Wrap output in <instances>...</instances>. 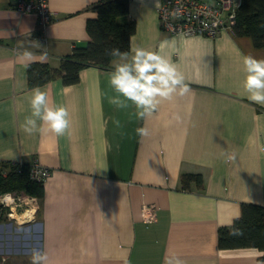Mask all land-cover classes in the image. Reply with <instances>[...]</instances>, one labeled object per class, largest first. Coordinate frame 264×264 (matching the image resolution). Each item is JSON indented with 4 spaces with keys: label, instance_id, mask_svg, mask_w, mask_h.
I'll use <instances>...</instances> for the list:
<instances>
[{
    "label": "crops",
    "instance_id": "0c3cea01",
    "mask_svg": "<svg viewBox=\"0 0 264 264\" xmlns=\"http://www.w3.org/2000/svg\"><path fill=\"white\" fill-rule=\"evenodd\" d=\"M14 1L0 0V162L37 159L50 174L40 198L24 193L34 199L19 208L15 231L13 221L0 220L3 264L34 250L47 254V264H165L172 254L186 264H264L256 247L217 246L218 228L239 217L242 202L264 205V106L243 88L244 57L264 60V48L227 28L214 37L169 34L157 12L163 0H129L124 18L134 19L135 31L127 60L89 64L74 84L54 78L29 87V63L47 53L44 62L57 67L87 42L99 0H48L53 18L44 27ZM137 47L169 58L190 89L145 116L130 101L123 108L109 102L117 96L110 74ZM37 88L50 106L67 108L65 135L22 130ZM187 173H200L201 185H183ZM145 203L156 208L155 220L142 219Z\"/></svg>",
    "mask_w": 264,
    "mask_h": 264
},
{
    "label": "trees",
    "instance_id": "16d2710c",
    "mask_svg": "<svg viewBox=\"0 0 264 264\" xmlns=\"http://www.w3.org/2000/svg\"><path fill=\"white\" fill-rule=\"evenodd\" d=\"M93 9L97 15L87 20V42L75 44L57 67L47 62L29 63V87L42 85L54 78H60L66 85L74 84L79 81L80 71L89 64L110 67L112 59L117 57L111 54L113 49H119L121 53L129 51L130 37L135 31L134 19L124 18L128 16L129 0H99ZM231 30L236 35L250 36L256 47L264 48V0H241L235 8ZM17 162H0V193L14 191L40 198L43 195L42 183L30 178L29 164L22 161L18 168ZM193 180L201 185V174L181 175L183 185ZM3 217L4 212H0V220ZM231 224L242 234H230L227 225L219 227V248L256 247L264 251V205L242 202L240 215Z\"/></svg>",
    "mask_w": 264,
    "mask_h": 264
},
{
    "label": "clouds",
    "instance_id": "9594fccd",
    "mask_svg": "<svg viewBox=\"0 0 264 264\" xmlns=\"http://www.w3.org/2000/svg\"><path fill=\"white\" fill-rule=\"evenodd\" d=\"M111 54L120 56L124 60L128 59V54L121 53L119 49H113ZM22 57L31 61L33 54L24 51ZM39 59L41 62L46 61L47 53H42ZM243 70L245 72L243 88L248 94V99L264 106V60L246 56L243 59ZM110 84L117 96L110 98L109 102L118 108H123L127 106L125 101H130L139 110L140 116L150 115L161 100H170L174 94L184 96L190 91L184 76L169 58L140 47L134 49L130 62L115 65L114 71L110 74ZM30 107L31 115L26 117L21 125L25 133L46 135L51 132L56 136H63L68 132L71 121L67 108L50 106L47 94L39 88L33 90ZM137 132L143 135L146 129L139 128ZM224 155L229 161L236 158L234 152H225ZM227 226L231 230L230 234H242L232 224ZM47 262L46 253L39 250L32 251L31 264H47ZM165 264H186V262L179 255L172 254L165 257Z\"/></svg>",
    "mask_w": 264,
    "mask_h": 264
},
{
    "label": "built area",
    "instance_id": "2783aa9c",
    "mask_svg": "<svg viewBox=\"0 0 264 264\" xmlns=\"http://www.w3.org/2000/svg\"><path fill=\"white\" fill-rule=\"evenodd\" d=\"M237 0H163L157 7L160 27L172 35H203L216 36L222 29H231L234 22ZM14 8L20 13H34L38 23L44 27L52 18L53 13L48 0H15ZM45 41V36L40 35ZM21 167L22 161L16 163ZM28 173L32 180L43 183L49 176L50 170L37 159L28 165ZM25 196V197H24ZM33 197L17 194L14 191L0 193V212L6 213L13 219L18 207L30 205ZM156 208L152 204L141 207L142 219L150 222L156 219ZM1 261V260H0ZM2 264V262H0Z\"/></svg>",
    "mask_w": 264,
    "mask_h": 264
},
{
    "label": "rangeland",
    "instance_id": "374dc122",
    "mask_svg": "<svg viewBox=\"0 0 264 264\" xmlns=\"http://www.w3.org/2000/svg\"><path fill=\"white\" fill-rule=\"evenodd\" d=\"M17 194L21 195V194H24V193H17ZM25 207H26V205L25 204H22L20 207H18V211H19V208L22 210ZM3 220H5V221H13V226L12 227H13V230L14 231H15V228L14 227L16 226V224H18L17 222L20 221V219L17 218V214H14V218L11 219V218L8 217V215H6V213H5V217H3ZM19 226L20 225H18L17 227H19ZM18 230L21 232V229L20 228ZM9 233H12L11 232V229L9 230ZM4 252L6 254H8L7 249H4ZM0 260H1L0 262H2V264H3L4 263L3 261L5 259L4 258H2V259L0 258ZM13 263L14 264H31V257H28L27 255L26 256H20V255L18 256V255H14V254L9 255L8 264H13Z\"/></svg>",
    "mask_w": 264,
    "mask_h": 264
},
{
    "label": "bare ground",
    "instance_id": "6f19581e",
    "mask_svg": "<svg viewBox=\"0 0 264 264\" xmlns=\"http://www.w3.org/2000/svg\"><path fill=\"white\" fill-rule=\"evenodd\" d=\"M30 210V209H29ZM26 213H27V211H26ZM32 213V212H31ZM28 214V213H27Z\"/></svg>",
    "mask_w": 264,
    "mask_h": 264
}]
</instances>
